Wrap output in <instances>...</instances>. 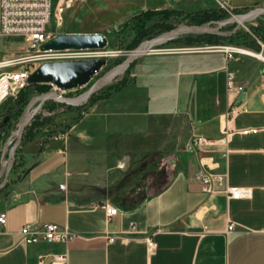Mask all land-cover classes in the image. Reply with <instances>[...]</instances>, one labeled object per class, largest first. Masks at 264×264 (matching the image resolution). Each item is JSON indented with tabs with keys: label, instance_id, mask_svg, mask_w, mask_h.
<instances>
[{
	"label": "crops",
	"instance_id": "1",
	"mask_svg": "<svg viewBox=\"0 0 264 264\" xmlns=\"http://www.w3.org/2000/svg\"><path fill=\"white\" fill-rule=\"evenodd\" d=\"M127 1L124 9L132 15L212 5V0ZM231 3L247 10L264 0ZM143 58L133 79L114 94L57 115L68 122L64 131L57 128L48 138L38 136L23 145L32 169L13 173L0 190V213L7 216L6 224L0 222V264H264V66L247 57L240 69L233 60L228 69L245 84L237 91L227 87L223 51ZM236 103L241 108L230 119L235 131L227 145L190 146L195 134L219 137L226 112ZM247 127L258 130L241 131ZM205 156L227 172L231 185L250 187L251 195L204 192L197 174ZM92 167L101 169L102 183L79 176ZM130 175L132 180L122 182ZM116 182L126 186L124 201L108 195L109 184ZM88 190L103 194H84ZM146 192L131 201L135 193ZM107 206L117 207L116 213L109 215ZM42 221L68 226L72 238L20 241L23 225ZM231 222L235 226L227 230ZM146 236L157 241L154 252ZM63 252L67 260L55 263V255Z\"/></svg>",
	"mask_w": 264,
	"mask_h": 264
},
{
	"label": "rangeland",
	"instance_id": "2",
	"mask_svg": "<svg viewBox=\"0 0 264 264\" xmlns=\"http://www.w3.org/2000/svg\"><path fill=\"white\" fill-rule=\"evenodd\" d=\"M127 2L129 1L83 0L78 1L74 5H72V7L66 13L64 24L58 27L56 29V32L63 33L79 32L80 30H90L104 33L108 37V44L103 48L105 51H107V53L103 56L107 59L106 64L97 74L94 75V77L88 83L73 87L69 89L66 94L80 95L85 93L105 71L131 56L132 53L140 47L141 43L144 40L150 39L164 31H168L182 25L203 23L199 22L197 17L191 15L192 11L195 10H188L179 13L175 12L170 17H168L167 20H165V23L161 25H154L152 26V29H148L149 33L145 34L146 38L138 41L139 36L137 35V29L131 27V22L133 21L132 17L134 14L132 15L130 13V9L125 10L123 6V4ZM83 4H87L86 8H82ZM207 7L217 6L212 0V5ZM250 10L251 9L236 11V16H229L228 14H226V16L218 19L239 18ZM160 17L161 16L159 15L151 17V19L146 22V25L152 23L154 20H157V18L160 19ZM127 22L130 23L127 24ZM52 26L55 27L54 21L52 22ZM235 29L236 24H211L209 26V30L216 32L218 34V36L216 37L211 36L210 38L208 35L202 34V32H190L187 36L182 37L179 40L161 41L158 44L154 45L152 49H149L145 54L134 60L128 69L121 70L117 74H112L111 76H109L107 83L103 85V87L98 91H96L81 106L89 104L99 96L114 91L116 89V85L119 84L120 81H131L133 79L134 73L139 69L141 63H143V57L169 54L170 52L166 51V49L169 48H186V50L184 51H213L212 49H209L207 47L218 44H231L240 46L245 50H250L255 53L264 55V15H260L255 20L242 24L241 31H239L238 33H236ZM229 35L232 36L228 37ZM26 45L27 41L23 35H0V60L14 58L25 54ZM202 56L215 59L222 57L221 54L216 53H203ZM247 57L252 58V60L255 63L260 64V66H264V59L262 58L250 53L236 52L235 58L231 59L230 63L227 62L226 58L223 60V68L226 67L227 64L230 66L232 61L234 60L238 62L237 65L241 69V66H243V63L246 61ZM19 67L20 66H11L7 68L16 70ZM239 75L241 77L242 73H239ZM239 79V76L235 77L236 83L242 84L244 86V89L245 84L240 83ZM47 85L50 86V89H55V87L51 83ZM40 92L42 91H40L39 88L31 86L28 91V99ZM20 93L21 90L15 94L10 95L2 103H0V181L3 179L6 169L8 149L16 137L19 117L23 109L27 105L26 104L20 111V104L18 101V97L21 95ZM237 104L240 103L232 104L229 108ZM81 106L77 105L74 107H68L62 102L49 100L48 102L44 103L41 108L37 107L35 111H38V117L30 126L25 129L22 143L17 149L15 164L10 177H13V173L15 176H19L22 174V172H24L25 169L28 168L27 163L24 159L25 147L23 145H25L28 140H32L34 138H37L38 136H40L42 139L48 138L49 135H51L55 130L60 129L64 131L68 127V122H60L57 115L68 112L72 108ZM33 112L34 111L30 112L29 117ZM127 163V166L125 167H128L130 162L127 161ZM89 170H91V172H89L88 175L82 174L79 176L82 179L86 180V182H103L104 176L102 175L101 169L92 167V169L89 168ZM132 178V175L123 177L122 182H126L130 179L132 180ZM124 187L126 186L118 185L117 182L112 184L110 183V191L108 192V195L111 196V198H113L114 200H123V196L127 193L123 190ZM84 194H95L96 196H101L103 193L102 191L88 190L85 191ZM105 194H107V192ZM146 194L148 193H135L131 201L134 202L135 200L139 199L140 196L142 197Z\"/></svg>",
	"mask_w": 264,
	"mask_h": 264
},
{
	"label": "built area",
	"instance_id": "3",
	"mask_svg": "<svg viewBox=\"0 0 264 264\" xmlns=\"http://www.w3.org/2000/svg\"><path fill=\"white\" fill-rule=\"evenodd\" d=\"M78 1L83 0H0V35H23L26 38V53L18 57L0 60V103L10 95L25 89L30 81L29 76L32 71L42 62L48 60L65 59H87L103 57L107 51L103 48H63L44 49L43 44L56 35L55 28L62 26L65 22V13L68 8ZM218 8L229 16H236L237 10L232 5L231 0H213ZM212 50H220L226 53L227 62L235 58L236 52H244V48L231 44H218L207 47ZM186 48H169L166 51H184ZM20 66L18 69L7 68ZM227 87L229 90L240 91L242 84H237L235 75L228 69L227 64ZM49 83V82H48ZM55 89L66 93L69 89H63L51 83ZM241 104L232 106L226 112V124L219 137H209L203 134H195L190 142V146L201 148L204 145H227L235 129L229 122L232 116L238 112ZM257 127H247L241 129L242 132H256ZM227 154V149L223 152ZM212 156L201 158V166L198 171V178L201 182L202 190L206 193L224 192L227 197L240 198L249 196L252 189L247 186L231 185L228 182L227 172L217 169L211 163ZM117 207L107 206L109 215L115 214ZM7 216L5 212L0 213V222L6 224ZM235 224L231 222L227 230H232ZM131 231H136V226L131 225ZM73 232L68 226L61 225L55 221H42L35 224H25L20 230V241L24 243H36L40 241L67 242L72 238ZM116 235L111 236L114 240ZM150 252H154L158 247L157 241L152 236L145 237ZM67 252L55 255V263H64L67 260ZM44 261V257H41Z\"/></svg>",
	"mask_w": 264,
	"mask_h": 264
},
{
	"label": "water",
	"instance_id": "4",
	"mask_svg": "<svg viewBox=\"0 0 264 264\" xmlns=\"http://www.w3.org/2000/svg\"><path fill=\"white\" fill-rule=\"evenodd\" d=\"M260 15H264V6H257L239 18H224L198 24H186L164 31L150 39L144 40L140 47L135 50L131 56L105 71L83 94L68 95L57 89H49L32 96L19 117L16 137L8 149L6 169L3 179L0 181V190L5 188L9 183L10 174L14 168L16 160L17 149L22 143L26 127L37 111H34L29 117L30 112L33 109L36 110L37 107L41 108L46 100L54 99L68 104H82L107 83L106 78L109 74H117L121 70H126L134 60L145 54L149 49H152V47L159 42L171 40L190 32H214L209 30L211 24H236V31L242 24L253 21ZM107 44L108 37L101 32H70L56 34L43 44V48H104ZM106 62L107 59L105 57L48 60L40 63L32 71L29 76V81L30 83L49 82L54 83L63 89H71L88 83L94 75L102 69ZM32 167L33 165L28 167L26 173L29 172Z\"/></svg>",
	"mask_w": 264,
	"mask_h": 264
},
{
	"label": "trees",
	"instance_id": "5",
	"mask_svg": "<svg viewBox=\"0 0 264 264\" xmlns=\"http://www.w3.org/2000/svg\"><path fill=\"white\" fill-rule=\"evenodd\" d=\"M242 10H244V9L237 10V11H242ZM175 12L179 13V12H184V11L181 10V9H178L176 7H166V8H161V9H146V10L140 11L139 13L134 14L133 17H132L133 21L131 22L132 23L131 27L137 29V35L139 36L138 41L143 40L144 38H146L145 34L149 33L148 29H152V26H154V25H161V24L165 23V20H167V18L170 17ZM226 14L227 13H225L224 11H222L220 8H217V7H205V8H201V9H197L195 11H192V13H191L192 16L198 18L199 22H204V21L211 20V19L222 18V17L226 16ZM155 15L161 16L160 19L157 18V20H154L152 23L146 25V22L149 19H151V17H153ZM129 23L130 22H127V24H129ZM239 31H241V27H239L236 30V33H238ZM188 34L189 33L182 34V35H180L177 38L171 39V41L179 40L180 38L185 37ZM202 34H206L210 38H211V36H213V37L218 36V34L215 33V32H202ZM231 36L232 35H229L228 37H231ZM47 84H49V83L48 82L29 83V85L25 89H22L21 93H20L21 95L18 97V101H19V104H20V106H19L20 111L24 108V106L29 101V99H28V97H29L28 96L29 88L31 86H35L36 88H39L40 91L44 92V91H47V90L50 89V86L47 85ZM125 84H126V81H120L119 84L116 85V89L114 91H112V92H110L108 94L99 96V97L110 96V95L114 94L118 89H120ZM49 100H54V99H48L44 103L48 102ZM58 102H60V101H58ZM62 103H64L68 107L77 106V105L68 104V103H65V102H62ZM43 104H42V106H43ZM83 104L84 103L79 104V105L81 106ZM37 117H38V111L33 115V117L31 118V121L28 124V126H30L37 119Z\"/></svg>",
	"mask_w": 264,
	"mask_h": 264
},
{
	"label": "bare ground",
	"instance_id": "6",
	"mask_svg": "<svg viewBox=\"0 0 264 264\" xmlns=\"http://www.w3.org/2000/svg\"><path fill=\"white\" fill-rule=\"evenodd\" d=\"M244 52H245V53H250V54H252V55H255V56H258V57L264 59V55H263V54L255 53V52L250 51V50H244ZM112 74H115V73H111V74H109L108 77L106 78V81L108 80L109 76H111ZM32 111H35V109H33ZM32 111H31V112H32Z\"/></svg>",
	"mask_w": 264,
	"mask_h": 264
}]
</instances>
